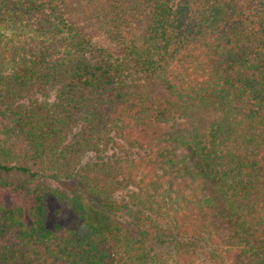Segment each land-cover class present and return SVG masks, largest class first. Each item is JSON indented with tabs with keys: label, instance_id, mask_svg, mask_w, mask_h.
I'll return each instance as SVG.
<instances>
[{
	"label": "trees",
	"instance_id": "obj_1",
	"mask_svg": "<svg viewBox=\"0 0 264 264\" xmlns=\"http://www.w3.org/2000/svg\"><path fill=\"white\" fill-rule=\"evenodd\" d=\"M79 6L0 0V264H264V0Z\"/></svg>",
	"mask_w": 264,
	"mask_h": 264
},
{
	"label": "rangeland",
	"instance_id": "obj_2",
	"mask_svg": "<svg viewBox=\"0 0 264 264\" xmlns=\"http://www.w3.org/2000/svg\"><path fill=\"white\" fill-rule=\"evenodd\" d=\"M67 3L71 7V8L69 7L71 11V13H69L71 14V18L77 21L78 26L82 28L83 30H85V32L93 38V41L95 43L106 47L107 49L115 53L116 55L122 54V49L119 44L113 41L105 32L95 28L89 22L85 14H83V12L81 11V8L79 6V0H67ZM45 180H46V183L51 185L52 187L67 189V186L58 179L48 177V178H45ZM7 197L9 200L10 197L8 195ZM9 201H11V199ZM51 208H52V212H51L50 218H51L52 223L59 222V223L66 224L70 222L72 219L77 217L70 205L61 203L58 200H55ZM56 208H59L61 210V213L59 215L53 214Z\"/></svg>",
	"mask_w": 264,
	"mask_h": 264
}]
</instances>
